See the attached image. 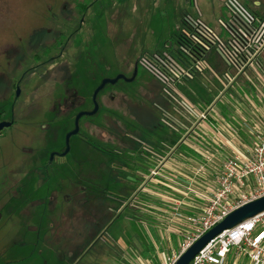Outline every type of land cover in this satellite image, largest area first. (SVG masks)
Returning a JSON list of instances; mask_svg holds the SVG:
<instances>
[{
	"label": "rangeland",
	"instance_id": "1",
	"mask_svg": "<svg viewBox=\"0 0 264 264\" xmlns=\"http://www.w3.org/2000/svg\"><path fill=\"white\" fill-rule=\"evenodd\" d=\"M79 1L93 2L86 6L89 25L72 37L63 57L33 60L32 55L42 50L40 43L52 39L60 17L73 8V0H0V49L9 43L16 48L14 54L8 53L9 63L0 53V73L5 76L3 83L0 74V110L6 109L7 115L14 91H9L12 76H23L15 105L16 125L0 137V264H63L68 260H71L69 264H115L114 257L140 264L136 257H144L135 237L142 238L147 228L142 193L135 191L128 199L129 206L125 207L127 201L119 205L108 194L105 199L102 192L105 188L115 192L113 176L120 175L116 161L108 162L123 151L113 139L138 150L145 145L152 147L151 141L160 136L164 143L160 144V156L168 153L172 137L181 134L175 130L180 124H187L181 116L185 111L174 95L189 106L205 108L214 100L212 92L220 90L216 79L221 76L225 63L215 45L203 55L209 68L195 73L190 80L170 83L169 89L151 72L140 68L135 80L129 83L119 80L114 86L104 87L99 94L102 99L98 114L90 127L83 128L85 139L100 140V144L116 154L102 155L86 148L82 153L75 146L65 160L71 164L75 157L83 155L80 179L50 174L46 180L45 175L28 172L31 165L22 153L23 147L46 145L45 131L35 124L50 118L46 113L53 87H61L64 82L79 84L86 94L103 78L117 74L131 76L138 58L162 55L177 48L176 41L181 43L183 39L185 16L207 26L214 39L225 41L220 22L228 17L226 0ZM238 1L251 12L264 15V0ZM49 14L57 16L56 21L44 18ZM45 28H51L52 32H46ZM39 37L42 41L37 40ZM91 72L94 78L88 79ZM112 90L117 93L115 96L106 95ZM230 91L241 100L245 116L253 118L258 110L264 111V55L258 67L241 75ZM221 100L232 103L230 98ZM221 100L216 105L220 106ZM139 114L156 126L138 120ZM69 125L68 120L57 126L56 139L50 143L52 147L62 145L63 133ZM15 183L20 192L13 194ZM81 187L85 194H81ZM76 190L87 200L92 193L95 197L92 195L93 200L85 207L76 200L72 205L74 195L79 194ZM35 199L46 200L44 207L52 199V207L47 211L35 207L32 204ZM43 210L48 216L40 218ZM116 214L118 217L114 218ZM33 226L46 232L36 236L30 229ZM101 233L104 235L100 236ZM46 234L48 239L44 240Z\"/></svg>",
	"mask_w": 264,
	"mask_h": 264
},
{
	"label": "built area",
	"instance_id": "2",
	"mask_svg": "<svg viewBox=\"0 0 264 264\" xmlns=\"http://www.w3.org/2000/svg\"><path fill=\"white\" fill-rule=\"evenodd\" d=\"M227 12L225 21H221L225 41L215 37L207 26L199 20L189 16L184 17L185 28L183 39L178 52L183 61L176 56L165 58L160 56L162 68L169 72L172 84L179 81L190 80L195 73L208 67L203 55L215 45L219 57L224 61L225 67L217 80L220 90L215 98H230L232 103L222 104L232 109L237 120L254 141L251 148L235 150L231 155L222 158L220 169L214 177V186L209 193L201 195L203 199L199 209L192 215L184 216L190 225L182 234L177 248L165 254L159 264H173L180 254L185 251L201 234L223 219L234 208L264 195V111L256 112L253 118L245 116L241 100L231 91V85L247 70L258 67L264 55V15L251 12L238 0H226L224 3ZM185 111L182 118L191 123L192 133L201 121L209 120L217 115L216 101L198 110L187 105L182 99L173 97ZM233 107V108H231ZM252 119V120H251ZM188 133L187 124H180ZM230 132L236 133L234 127ZM202 169L199 166L196 173ZM173 169L168 168L165 162L160 161L140 183V192L147 190L148 182L160 184V188H172L169 184L179 185L175 179ZM189 191V188L186 187ZM160 197L172 196L160 191ZM172 213L176 218H183L180 212L182 200L172 197ZM233 253L247 259L248 264H264V210L247 218L217 234L207 242L188 264H225L228 254ZM140 264H151L150 259L136 257Z\"/></svg>",
	"mask_w": 264,
	"mask_h": 264
},
{
	"label": "crops",
	"instance_id": "3",
	"mask_svg": "<svg viewBox=\"0 0 264 264\" xmlns=\"http://www.w3.org/2000/svg\"><path fill=\"white\" fill-rule=\"evenodd\" d=\"M217 83L219 88L218 80ZM217 93L212 92L211 98H215ZM219 105L215 108L217 115H213L209 120L201 121L195 130V135L192 133L191 123L187 122V127H190L188 133L185 134L186 130L178 126L175 131L181 134L175 138L168 153L161 154V156L159 154L158 157L146 156L147 162L152 165L151 168L158 162L164 161L168 168L174 170L175 179L180 183L179 185L169 184L172 188L162 189L160 184L148 182L147 190L141 192L142 204L145 207V213L143 211L142 213L147 228L142 238H135L140 244L141 256L144 259H150L151 264H159L165 254L178 247L183 232L190 229L184 216L198 211L203 201L201 195L209 193L214 186V177L220 169L222 158L233 154L235 150L251 148L254 144L252 137L246 133L233 114L234 111L222 103ZM196 106L198 110L203 109L199 105ZM229 127H234L236 133L230 132ZM160 143H163L162 139ZM199 166H202V169L196 173ZM148 175L149 172L145 173L143 179ZM160 191L172 196L160 197ZM172 197L182 200L180 212L183 218L173 216ZM162 232H165V236ZM144 248L147 249L145 254L142 253ZM228 263L248 264V261L245 257H238L231 251L225 264Z\"/></svg>",
	"mask_w": 264,
	"mask_h": 264
},
{
	"label": "flooded vegetation",
	"instance_id": "4",
	"mask_svg": "<svg viewBox=\"0 0 264 264\" xmlns=\"http://www.w3.org/2000/svg\"><path fill=\"white\" fill-rule=\"evenodd\" d=\"M74 4H73V8H70L67 10V12H65V14H63L60 17V23L57 24L58 27L56 29L53 30L54 36L52 37L51 40H40V37L37 38L38 41H42L40 43V46H42V50L41 52H37L34 53V55H32V59L33 60H41L42 57H46L49 60H54L59 59L61 57L64 56V53L68 47L69 42L71 41L72 37L75 34H78L79 32H82L83 28L87 27L89 25V19H88V15L86 12V6L92 4L93 2H89V3H84L82 1L79 0H73ZM256 5H260L258 2H255ZM63 9H65V5H63L62 7ZM44 18H48V19H53L56 21V17L55 15H44ZM46 32H52L51 28H45ZM19 40H22L21 38H19ZM177 43V48H171L168 51L169 52H174L179 48L180 42L176 41ZM11 43L4 45L1 49H0V53L3 54V56L6 59V63H9V58H11L10 55H8V53H15L16 48L13 47L14 44H12L10 46ZM57 51V52H56ZM55 52V54H53ZM164 53L162 55H158V54H154L153 59L157 60L158 58L160 59V56L162 58H165V56L169 53ZM169 55V54H168ZM134 67H136V75L138 73V70L140 68H144L147 71L150 72L149 68L151 67H155V69H159L160 70V62L157 63L156 66H154L153 62L151 61L150 57H140L135 61ZM133 67V70H134ZM0 74H2V82L4 83V73L1 72ZM25 74V73H24ZM23 74V75H24ZM94 74V72H91L90 74H88V79H93L94 76L92 75ZM135 75V77H136ZM1 76V75H0ZM23 76H18L16 77V75L12 76V79L10 81L9 84V91L11 92L12 89L13 91V96L11 98V100H9V108L8 110V115L7 113H5L4 111H6V109L3 108V110H0V121H11L10 126L5 127L3 129L0 130V137L4 135V133L8 130L13 128L16 125V120H15V105H16V101H17V97L19 96L20 93V83H21V78ZM135 77L133 80H135ZM76 78L73 77V80H75ZM102 80V79H101ZM100 80V81H101ZM121 80L123 83H129L126 82L122 79ZM118 80V81H119ZM132 80V81H133ZM100 81H98L89 91V93L87 92L86 94H84V90L83 88L79 85H73L72 83H68V82H64L63 86L61 87H53V89H51V104L50 107L47 109V115L50 116L49 119H47V121H45L44 123H36L35 126L39 127L40 129L45 131V135H44V144L46 145H41V146H34L29 147V146H24L23 147V154L25 156H27V160L28 162H30L31 167L28 169V172L30 171L31 173L38 175V176H49L50 174H55L58 176H67V175H73V176H77L79 179L81 176H83V169H84V157L83 155H81L80 157L77 156L73 159V162L71 164H69L67 162V160H65V158L67 157V155L72 152V150L74 151L75 146L81 150V152L83 153V149L85 148V146H87L89 149H93L94 152H99L98 151V147L96 146V144H93L91 142H88L84 139V131L83 128L85 126L90 127L91 121L93 119V117H95V115L98 114L99 110H100V106H101V97H100V92L104 89L105 86L109 85V86H114L116 83L114 84H106L96 95V101L98 104V111L90 116L84 115L82 116L79 121H78V132L75 135L70 136L69 138V151L65 154V155H60V153L64 150L65 148V140L63 138L62 141V145L59 148H55L51 146V142H53L56 139V128L58 125H60L61 123H63L64 121H70V125L67 127V129L65 130V132L63 133L64 137L65 134L70 131L71 129H73L74 126V117L76 115V113H78L79 111H89L92 109L93 105L91 102V94L93 89L100 83ZM71 86V87H69ZM19 90L18 95H16V90ZM117 93L112 91H109L106 95H111V96H115ZM3 112V113H2ZM73 138H75L73 140ZM96 143H100V140H96ZM49 144V145H48ZM141 149V153H140V157L138 158V165H149V169L147 172H150L156 165H154L151 168V164L147 162V159L145 158L148 155H154L156 156V154L158 153V150H156L155 147H147L142 146ZM96 150V151H95ZM94 159V158H93ZM37 160H39V163L37 164ZM91 160V159H90ZM36 162V163H35ZM141 172V171H138ZM141 181V180H140ZM140 185V184H139ZM138 186V185H137ZM81 189H83V187H81ZM137 189V188H136ZM13 194L20 192V187L17 183H15V186L13 188ZM11 191V193H12ZM52 190H50L51 192ZM135 195V193H134ZM133 195H131L128 199L130 200L131 197ZM12 197H15L12 195ZM51 198V195H50ZM128 199L125 201L126 203H128ZM52 199H50V202H47L46 207V200H41V199H35L34 201H32L33 206L35 207H40V208H46L45 211H47L48 209H50L52 206ZM78 202L82 203L83 202V197L82 196H78ZM51 203V204H50ZM34 208V207H33ZM45 211L43 210L41 213V217L40 218H44L47 217L48 215H46ZM41 220V219H40ZM41 222V221H39ZM33 233H35L36 236H40L41 233H45L46 231L42 232V228L39 226H33L30 228ZM45 230H47V228H45ZM37 239V237H36ZM47 234L44 236V240H47ZM38 243V242H37ZM62 252V250H61Z\"/></svg>",
	"mask_w": 264,
	"mask_h": 264
},
{
	"label": "trees",
	"instance_id": "5",
	"mask_svg": "<svg viewBox=\"0 0 264 264\" xmlns=\"http://www.w3.org/2000/svg\"><path fill=\"white\" fill-rule=\"evenodd\" d=\"M176 51H178V49ZM168 54H169L170 57L171 56H173V57L176 56L180 61H183L182 55L180 53H178V52H175L174 51V52H169ZM150 59L153 62L154 66H156L157 63L160 62V59L159 58L157 60H155V59H153V56L150 57ZM149 70H150V72L155 77H157L158 79H160L165 84L164 86L167 89H169V84L172 81V77L169 75V72L168 71H166V70H164L162 68L161 64H160V70L159 69H155V67H151V68H149ZM119 96L120 97L123 96V93H121ZM123 99H124V97H123ZM128 110H131V109L128 108ZM142 116L143 115L138 116L137 117L138 120L140 119V120L143 121L144 119H143ZM144 121L146 122V125L148 124V126L149 125H151V127H154V125L156 126V124L154 122H151V121L149 122L147 120H144ZM175 138L176 137H172V140L170 141V145L174 143ZM85 140L88 141V142H91L93 144H96V146L99 148L98 149L99 152H96L97 154H102V155L116 154L115 152L112 151V149L110 150L109 148H107L106 146H104V145H102L100 143L98 144V143H96L95 141H93L91 139H85ZM113 141L118 145L119 150H123V151H122V153H118V156L111 158V160H109L108 162L113 163L114 161H116L117 165L119 166V168H117V169L120 171V175L118 176V178H116L115 176H113L114 177V180H115L114 181V184H115V187H116L115 188V192H109V190L106 189V188L103 189L102 192L105 195L104 196L105 199H106L107 194H108V196L114 202H117L119 205H122L131 195L134 196V193H135L134 191L136 190V187H137L138 183L140 182V180L142 179V177L144 176V174L147 173V171L149 169V165H145V164L144 165H141V166L138 165V160H139L138 158L140 157L141 149H138V150H135L134 148L132 149V145L131 144L125 143L124 141H116L115 138L113 139ZM160 144H161L160 143V136L158 138L153 139L151 141L152 147H155L156 150H158V153L156 154V157H158V155L160 154ZM114 146H116V145H114ZM85 148L88 149V151H90V150L94 151L92 148L89 149L87 146H85ZM135 151H137V152H135ZM105 153H107V154H105ZM108 168H109V166H108ZM138 171H141V172H138ZM46 180H47V176H46ZM79 190H80L81 194H85L84 193V190L85 189L84 190L79 189ZM76 191H78V190H76ZM87 191H90L91 192L90 189L89 190L87 189ZM80 192H79V194H75L74 195V200H73L74 202H72V205H74L75 200L78 203V205H80V202H78V196L80 195ZM92 195H89L88 196V198H89L88 200L85 197L82 196L83 197V202L81 203L82 206L84 204V207H85V204H88V202L90 200H93V198L95 196H94L93 193H92ZM126 206H129V203H126L125 204V207ZM99 215H100V213H99ZM105 217H106V214H104L102 216L103 219ZM117 217H118V214H116L114 216V218H117ZM114 218H113V220H114ZM99 221L100 222L102 221L101 215H100ZM103 235L104 234L101 233L100 236H103ZM146 250L147 249L144 248V250L142 251V253L145 254V251ZM62 252H64V251H62ZM65 254H66V251H65ZM64 257L65 256L63 254V258ZM69 262H71V260H68L67 263L65 262L63 264H69ZM114 262H115V264H133L131 261L126 260V259L123 260L120 257H114Z\"/></svg>",
	"mask_w": 264,
	"mask_h": 264
},
{
	"label": "water",
	"instance_id": "6",
	"mask_svg": "<svg viewBox=\"0 0 264 264\" xmlns=\"http://www.w3.org/2000/svg\"><path fill=\"white\" fill-rule=\"evenodd\" d=\"M136 75V67H134V70L131 74V76L126 77L123 74H117L113 78H103L100 83L93 89L91 94V102H92V109L89 111H79L76 113L74 117V126L73 129L68 131L65 134L64 140H65V148L60 153V155H65L69 151V138L72 135L77 134L78 132V121L79 119L84 116H90L95 114L98 111V104L96 101V95L97 93L106 85V84H114L119 79H122L126 82H131ZM19 90H16V95H18ZM11 121H0V130L10 126ZM264 210V195L253 199L251 201H248L233 210H231L223 219H221L219 222H217L215 225H213L210 229L205 231L203 234H201L185 251H183L180 256L176 259V261L173 264H188L189 261L197 254V252L212 238H214L217 234L222 232L225 229L232 228L235 225L239 224L243 220L250 218L259 212H262Z\"/></svg>",
	"mask_w": 264,
	"mask_h": 264
}]
</instances>
